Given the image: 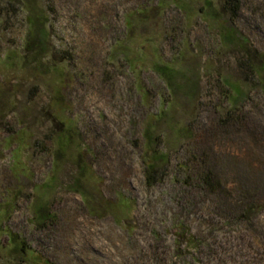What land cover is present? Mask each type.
Segmentation results:
<instances>
[{"label": "rangeland", "instance_id": "obj_1", "mask_svg": "<svg viewBox=\"0 0 264 264\" xmlns=\"http://www.w3.org/2000/svg\"><path fill=\"white\" fill-rule=\"evenodd\" d=\"M33 4L48 15L42 57L25 50L20 0H0V264H26L10 232L47 264H264V208L248 221L225 218L264 206V87L241 53L222 46L205 0ZM241 5L233 25L260 62L264 0ZM156 62L185 72V87L169 94ZM225 79L242 85L238 102L229 103ZM162 110L156 149L169 164L150 186L142 135ZM209 168L222 191L200 187ZM78 180L89 200L71 190ZM40 198L51 213L43 221L34 217ZM179 223L202 238L183 258Z\"/></svg>", "mask_w": 264, "mask_h": 264}, {"label": "trees", "instance_id": "obj_2", "mask_svg": "<svg viewBox=\"0 0 264 264\" xmlns=\"http://www.w3.org/2000/svg\"><path fill=\"white\" fill-rule=\"evenodd\" d=\"M20 2L22 3L23 8L27 11L26 22L28 31L25 50L26 52L34 54L35 57H42L43 55L47 54L49 49L48 15L46 11L44 12V9L39 10L36 8V4H33L34 0H20ZM218 2L220 6L216 7L212 0H205L207 5H203L202 7L205 10L203 12L205 19L210 20L219 26L222 46L224 48L234 50L237 53H241L243 55L244 61L250 67V70L254 71V73L257 75L258 82L264 87V56L260 59V62L254 61L252 58L253 54L251 55L252 50L250 48L248 39L242 37V35L235 29L233 25L235 18L242 10L241 0H218ZM165 4L166 1H163L158 3V6L163 7ZM178 6L185 10L186 5H184L183 2H181ZM134 17V15H129L128 22L130 25H132ZM152 67L154 71L164 80L169 94L177 93L179 90L185 87V85L177 82V77L185 76V72L175 70L173 66L168 63L156 62ZM185 78L189 80V77L185 76ZM224 81H226L231 89L235 92V94H232L231 96H226L229 103L232 104L238 102L239 97L243 94L242 85L237 84L236 81H234L235 83H232L227 79ZM188 84H191V82L189 83L188 81ZM188 84H186V88H189ZM191 89L192 86H190L188 90L191 91ZM165 114L166 112L162 110L148 119L142 135L143 145L145 148L143 154L145 156L143 161L145 165V178L148 185L150 186L156 184L159 181V175H161L159 179L162 180V178H164V176L167 174L164 173L165 169H162L161 164H164L163 166L167 167L169 164V159L164 152L158 151V148L156 149L159 144L163 143L160 135L156 136L154 131L155 121L158 122L159 120L164 119L163 117H166ZM65 131L70 134L71 126L67 125V129ZM187 131L188 130L186 128L180 129V133L183 135V138H186ZM60 153L61 150L57 152L58 155ZM84 170L85 167L83 168V171ZM211 174L212 171L209 168L204 170L199 175L200 187L205 191H222L225 185L218 180H215L214 176H211ZM71 187V190L80 193L83 198L85 197L84 199L89 200V198H86L85 191L83 190L84 184L80 180L74 183V187ZM222 197L226 203H229V205L232 204L229 202L230 196L224 195ZM119 203L122 204V206L129 207V204L125 201V199H121ZM115 204L116 203H110L106 208L109 209V211H113L114 207H116ZM263 208L264 206H261L259 203H247V205L240 210L236 209V207L233 208L234 210L225 218L228 220L240 219L248 221L258 214ZM34 210V217L38 221H43L51 217V213L48 209V206L46 205V201L42 200V198H40L35 204ZM175 227L178 229L175 237V255L177 258H183L186 255L185 253H187L186 251H189L192 246L198 247L200 244H202V238L192 232V230L189 229L185 223H179ZM9 242L12 244V249L21 255V261H23V263L47 264L46 260H43V262L40 261L39 256L25 245L24 240L20 239L18 234L10 232ZM184 243L185 248L183 246Z\"/></svg>", "mask_w": 264, "mask_h": 264}]
</instances>
